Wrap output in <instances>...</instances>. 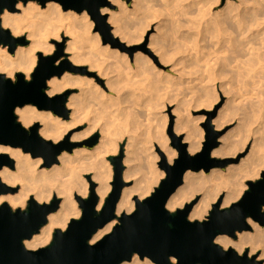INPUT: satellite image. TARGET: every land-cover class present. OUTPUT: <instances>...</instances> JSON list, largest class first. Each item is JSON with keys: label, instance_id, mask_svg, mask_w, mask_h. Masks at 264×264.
Instances as JSON below:
<instances>
[{"label": "bare ground", "instance_id": "bare-ground-1", "mask_svg": "<svg viewBox=\"0 0 264 264\" xmlns=\"http://www.w3.org/2000/svg\"><path fill=\"white\" fill-rule=\"evenodd\" d=\"M111 1L113 3H119L120 5V10H112L109 13V17H108V21L111 23L113 22L112 23L114 27L112 29L113 34L115 36H119L124 41L126 40L128 42H132L134 39L137 40L135 38L137 37L136 36L137 34L134 37L136 31L134 32L127 30V22L125 21V18L133 15L134 11L131 10L128 7V5H126V2L123 0H111ZM141 1L143 0H139V1L133 0L134 6L135 5L137 6L138 4V8H139V3ZM149 1L153 2V0L152 1L148 0V2ZM169 1L171 2V0H168V2ZM182 1L184 0H181V2ZM209 1H207V5H206L205 4L206 0H190L188 1L191 3L190 5L185 7V4L183 3L184 4L183 7H180L178 10H175L176 11L175 13L178 14L177 15L173 14L175 15V18L172 19L174 25L172 24L171 20L170 22L173 26L170 25V22L169 24L166 22L169 26H171L169 27L171 31L167 28L171 33L170 32L166 33L165 36V38H167L166 40H168L169 42L167 43L165 41L168 45L164 43L165 38L163 39V42H161V39L159 42L155 40V37L153 38L154 40L151 41V45L154 48L153 49L154 54L159 56L158 59L162 65H165L166 63L172 60L173 55L175 54L174 51L178 50V48H181V45H179L180 43L179 41L183 42V40L186 38V37L183 38L181 35L183 31H186L183 30L182 32H180L181 25L189 26V24H194L195 27L194 31L190 30L191 33L188 34V35L191 34V36H195L194 33L199 34L202 32L203 33L211 32L210 34L212 35L211 39L214 37L213 38L214 41H216L215 40L216 36L218 38V36L220 37V35H222V32L224 33L226 32L225 29L227 30L228 27L223 28L224 24L222 26V23L220 24L221 20L219 19L224 12L214 11L215 13L212 12L213 14L211 15L210 10L212 8L210 9V5L208 4ZM172 2L173 4L174 3L176 4L180 1L172 0ZM188 2L187 4H189ZM141 3H140V8H142ZM194 4H196L195 5L196 8L193 9L192 6ZM198 4H202V5H198ZM181 5L182 4L178 6ZM231 5L232 4L230 3L226 4V10L228 12L231 10L230 9L232 7ZM242 7L243 6H241V8ZM222 8H224L225 11V6L224 7L222 6ZM260 8L262 7H259V9ZM167 9L168 12L169 10L172 11V9H169L168 7ZM234 9L233 12H237L234 11ZM245 9L247 11L248 7L247 8L245 7ZM16 10L18 11H9L5 9L3 13L0 15L1 24L3 27L10 28L11 33L14 36L25 34L27 37L26 39L27 43H19L14 52H10L7 45L0 43V73L6 74V77L14 79L15 75L21 72L25 75V78L29 80L37 64L38 54L39 53H42L43 55L52 54L56 49L54 40L58 41L61 39L62 36H68L69 39L67 41V48H66V54H68L67 58L74 64L87 63V65H90L89 68H93L94 66L95 67L99 66L100 69H97L98 74L101 77L103 76L105 78L104 86L103 84L97 82L95 78L82 74H76L71 71H66L60 77L53 76L52 78L48 79L47 88L45 91L49 96H54L56 94H59L69 87H76V89L78 90V92L77 91L74 93L72 92V94L68 96L66 101V105L70 109L69 120H65L59 117L58 115H54L51 111L40 110L37 108V106L33 104L18 106L15 109V113L18 115V118L21 120L24 126L29 127L33 123L39 121L41 125L39 128V134L45 139L52 140L53 142H58L60 140H63L66 137V135L69 134L70 132L69 130H71L74 126L80 123H85L86 126L83 128V130L81 132L75 133L72 137V140L85 138L87 136L92 135L95 132H99L100 134L99 140L94 146L77 147L74 148L72 152L63 151L60 155H58V163H54L50 167H44L43 159L41 157L34 158L30 155V153L23 152L22 149L19 147H12L9 145L0 144V153H7L15 160L14 169H11L8 166H4L3 168L0 169V178L3 182L11 186L15 184H19V189L16 192L0 194V205L6 202L13 209L15 208L24 209L27 206V202L30 196H33L38 202H43V203L49 202L54 195L61 198L60 207L58 208L57 211L52 212L48 215L47 223H45L40 228L39 232L35 233L30 239L24 240V245L27 248L37 249L39 247L45 246L52 240L55 229L57 228L65 229L70 219L79 218V216H81L82 209L79 207V204L75 199V196L79 195L83 198H86L90 189L91 181L97 184V187L95 188V191L99 195V203L97 206V210H100V208L102 207L104 200L111 189L110 180L112 178L113 168L109 162V157L113 153L117 152L121 145L120 143L121 140L115 138V134L113 131L116 129L119 130L121 128L123 123L122 115L125 112L122 106V99L113 96V93L117 91L113 87L114 86L113 83L116 84V82H113L115 78H112V76L114 74L112 75V73L105 67L106 66L105 62L107 63V65H109V67L113 66L114 68V69L112 68L113 70L109 68L112 72L118 70V72H123V74L126 73L125 75H127V73H130L131 71L133 72L135 67L132 64L128 65V61H127L128 59L126 58V54L124 52H120L117 48L116 49L109 48L107 47L108 45L106 44V46L104 45V47L102 48H99L98 46V48L99 49L106 48L108 54H105L104 49L101 50L104 52V53L101 52V54L97 51L96 45L98 43L96 44L95 41L97 40L95 39H98L100 37L97 33H95L94 35H91L89 33L90 28L93 25L90 23L91 21L89 22V16L86 11H83V13L82 12L77 13L74 10L64 11L61 8L60 4L57 2L49 1L45 6H42L38 1L35 0H28L27 2L19 1L16 5ZM106 10L107 9L104 8L103 12H106ZM167 11L164 12V14L166 13L165 14L166 18L168 16ZM249 11L250 14H252L251 12L252 8ZM231 12L232 11H230V13ZM256 12L257 11H255V13ZM241 14L243 15L246 13L242 12ZM241 14L240 16H242ZM255 15L253 16L254 19H252L253 17L250 19L248 14L247 16L249 19L246 16L245 18L247 19H245L243 16L242 17L239 16L240 18H237V16H235L237 19L233 18V20L235 19L236 20L235 22H233L234 30H232L235 31V37H234L235 39L234 38L232 39L237 41L236 42L237 46H235L236 45L235 43L233 44L236 48L234 49L233 47L234 52L232 53H234V57L230 59L234 60L233 61L234 64L231 63L232 61L231 62L229 61L231 66V67L229 66L230 68L227 67L228 62L226 61L228 59L227 58L228 56L226 54L229 51H227L228 47L226 48L225 45L227 44L225 42L226 38L222 39L223 36L222 38L221 37L220 38L222 39V42L223 40H225L223 43L226 48V54L225 52H223V50L221 51V53H219V51L224 47L221 48L222 47L221 46L220 49H218L217 46L215 47V49L219 50L218 51L219 54L216 53V55L217 54L220 55L223 52L227 56L226 58L224 57L221 58V55L218 56L219 59H222V61L221 60L218 61L217 60L218 58L217 57L215 58L213 56L215 53H211L213 54L212 58L211 57L208 58L210 54V52L208 53V51L212 50L211 46H210V50L207 51L208 54H206V58H203L204 62L200 60H202L201 58L202 56H205V54H203L205 50L201 52L203 54L202 56L198 57L197 54V57L200 58L199 59V61L201 62L200 65L204 63L203 67H201V69H203V73L202 72L201 73L198 72V73L199 75L202 76L205 75L204 73H208L207 75H205L207 78L204 76L208 80V83L204 85L205 81L207 82V80L201 76L198 77L199 75L198 76L196 75V77L199 79L198 80L199 82L197 81L196 77L194 81L196 80L197 83H199V86L203 82L204 83L202 87L198 89V92L197 90L195 91V94L192 92L195 95L193 99H191L192 106L189 104L188 105L192 108L194 107L200 108L202 106L213 107L216 100L218 99L216 86H215L216 83H218V85L220 84V86L223 88L224 92L228 94V98L224 106L221 109H219L217 117L214 119V123H216V127L220 128V126L224 125L225 123L233 119H236L238 121V124L236 125L234 130L232 129V131H230L229 134L227 133V135L221 137L220 140H222V143H220L218 147L212 150V156L214 157H226L230 155L235 156L250 142H251V147L247 156L242 157L239 163L229 164L224 169L213 168L209 173H205L203 170L199 172L187 170L185 172L184 183L181 186H179L175 192L171 194V196L167 201L166 206L170 211H175L178 208H182L186 203L191 202L192 199L198 193H201V198L196 204L193 205L191 211L189 212L188 218L190 220H203L209 213L212 205L216 202L218 197L223 193L224 196L221 207L226 208L230 206V204L237 201L241 197V195L243 194V192L247 187L246 182L249 179L257 178L260 175L261 171L264 170V135H263L264 134V80L262 81V77H261L262 74L264 75V50H263L264 20L262 19L263 20L262 21L261 19H259L261 16L259 18H255ZM169 16H170V12H169ZM222 16L224 17L225 15ZM168 19L166 21H168ZM226 19L229 20L228 17H226L225 20ZM222 20H224V18ZM133 22L135 23L136 21ZM143 28L142 30L144 31ZM158 29H162L161 25L158 26ZM249 30L252 31L251 34H253L254 37L257 36L258 41L262 37L261 38L262 41L260 40V42L257 43L259 44L262 43L263 49L261 48L260 50L259 48L257 49V45L253 44L252 42L251 45L249 46L248 44H250L249 43L250 40L247 42L243 41V37L247 35L246 33H248ZM186 33L184 32L185 35H187ZM224 33L223 35L225 37ZM207 34L209 35V33ZM230 34H231V28H230ZM140 35L141 36L138 35V37H140L138 38V40L141 39L142 33ZM203 35L205 36V34ZM233 35L231 34V36ZM258 35L259 36L261 35V37H258ZM229 36L227 37L230 38ZM239 36L240 37L242 36V41H240L241 38ZM247 36L249 37V35ZM253 36L252 38L250 36V38L254 40ZM195 38L193 39L191 38L190 41L192 40L191 42L193 43L194 42L193 40ZM201 38L202 36L200 37V39ZM208 38H210V36H208ZM202 39H204V37ZM211 39L209 40L211 41ZM245 39L246 38H244V40ZM199 41L197 43H199ZM200 42L202 44L204 43L202 42V40ZM218 42L216 41L215 43ZM231 42L232 41H230L229 43ZM94 43L96 44L95 48L92 47L94 46ZM197 43H193L192 48L193 45ZM253 45L256 47H254ZM89 47L94 48L92 50L100 54V56H98L99 59H97L98 61L95 60V55H94L97 53L93 54L92 53L93 51L89 52V50H91V48L89 49ZM197 47L198 46L196 45V49ZM207 47L209 46L207 45ZM207 47H204V49ZM189 49H191L190 44H189ZM198 49H200V47H198ZM256 49L259 50L260 52L262 50L263 53L261 54L260 52H257ZM193 50L195 51V49ZM89 53H91V55ZM195 53H200V52L195 51ZM92 54L94 55L93 56L94 59L91 57ZM189 54H188V59L190 58ZM135 56H136L135 57L136 64L135 63L134 64L138 66L137 70L144 72L147 71V67H148V74H149L150 66H147V64L149 63V59L147 55L145 56L142 53L138 52L137 55ZM197 57H193V58L196 60ZM182 59L183 57L181 58V60ZM61 60L57 59V63H59ZM123 60L127 63L126 65L125 62H123ZM143 63L144 64L146 63V65H144ZM178 63L179 62H175L174 64H178ZM182 63L180 62V64ZM104 64L105 66L101 70V67ZM183 64H186V62ZM197 64H199V62ZM194 65L196 66V64ZM194 67L192 68L194 69ZM199 68H197V71ZM152 70L153 68L151 69V72H154ZM108 71L111 73V76ZM159 71L160 73L162 72L161 70ZM188 71L190 73L191 70L188 69ZM162 74L168 76L165 70ZM154 76L158 77V75L156 74ZM253 76L255 78H258V80L254 79ZM251 78L254 80H252ZM194 81L193 78L192 81L191 80L188 81V84L192 82L189 84V87H193L190 85H192ZM105 87L108 89V91L112 93H109L107 89H105ZM189 106L188 108L186 106H185L186 108H184V106H182L183 108H180L181 107L180 105V107L174 109V113H177L175 130L177 131L178 135L180 134L179 132H181L182 130L186 131L183 142L188 143V147H187L188 152L191 154H195L201 148L202 136H203L202 131L198 127V123H199L198 121H204L208 116V114L210 116V112L208 114L207 113L202 114L200 117H198V119H194L190 116L191 114L189 112ZM163 119L164 118H162V120ZM165 125L166 122L164 121L163 126L161 124L159 125L155 124L154 126H152L153 129L152 128L148 129L150 127L149 126L148 128H146V130L148 129V131H145L144 129L145 133H140V132L135 133V131H137L138 129L135 131H133L134 130L133 129L131 131H133L134 134H130L127 136L128 141L125 144V153H124L123 162H128L133 165L131 161L129 162L131 158L129 157L130 154L136 152L138 155V152H140L139 156H135L136 154H134V156L138 159V162L140 160L139 163L142 164L136 166L128 165L127 169L124 171V178L126 180L135 177V181L132 186H126L123 188L120 199L117 203L118 215L121 214L122 212H127V213L131 212L135 207V201L133 199L134 196L136 195L140 199L148 196L151 192V189H153V184L156 183L158 177L163 176L165 174L164 171H158L157 170L158 168H156L157 166L155 164V161L158 158L156 153H154V151L152 150L153 147L155 146V143L158 144L161 147V149L167 154L169 162H172L173 159L177 156L176 148L171 147L168 144L169 139L164 133ZM138 128L140 127L138 126ZM134 163H136V161ZM86 173L91 174L90 179L84 178V175ZM116 221L117 220H112L109 223H107L103 228L99 229L93 235L91 242H95L99 240L102 236L108 233L116 224ZM249 222H251L254 228L252 232L250 231L239 232L237 240H234L228 235L219 234L216 236L215 242L220 244L224 248L233 247L235 250L238 251V253H243L246 248H250V252H249L250 256L254 255L258 249H261L260 258L264 257V227L257 225V223L252 222V220L250 219ZM174 260L175 259H173V261ZM121 264H156V263L153 262L148 257L140 258L138 254L135 253L130 261H123Z\"/></svg>", "mask_w": 264, "mask_h": 264}, {"label": "water", "instance_id": "water-1", "mask_svg": "<svg viewBox=\"0 0 264 264\" xmlns=\"http://www.w3.org/2000/svg\"><path fill=\"white\" fill-rule=\"evenodd\" d=\"M19 1L28 0H0V15L5 9L15 11ZM35 1L42 6L49 1L57 2L64 11H87L95 23L94 30L99 31L104 44L125 48L124 43L113 35L108 13L103 12L104 8L115 7L110 0ZM65 40V36L62 41L54 40L56 49L52 54H38L31 79L27 80L21 72L15 75V80L0 73V144L19 147L34 158L41 157L45 167L58 163V155L63 151L72 152L78 146H89V142L93 145L98 137L96 135L82 142H74L68 134L63 140L53 142L39 134V123L28 130L17 120L16 107L27 104L63 118L69 117L66 101L70 92L49 96L45 91L48 79L53 76L60 77L66 71L86 70L66 58L57 63V59L65 55ZM0 43L14 52L19 43H27V40L24 36H14L10 29L4 28L0 16ZM213 115L210 113V116ZM210 118L205 124L202 148L195 154L189 153L187 144L169 129L171 144L177 149V156L169 162L161 154L159 167L165 171V177L148 196L142 199L134 196L135 208L131 212L117 214V203L126 186L123 179V145L118 155L109 157L114 171L112 188L100 210H97V184L91 181L88 197L75 196L82 209L81 216L70 219L65 229H55L51 242L46 246L29 249L24 245V240L30 239L47 223L48 215L60 207L61 198L54 195L50 202L43 203L30 196L25 209H13L8 203H2L0 264H121L130 261L135 253L140 258L148 257L156 264H263L256 254L249 255L248 248L240 254L233 247L223 248L215 242V238L219 234L236 238L237 232L251 230L249 219L264 227V170L256 180H248V188L241 197L226 208L221 207L224 196L221 194L203 220L188 218L196 200L175 211H170L166 206L171 194L183 184L187 170L209 173L213 168L224 169L234 161L232 158L212 156V150L219 146V134L213 131ZM4 166L14 169L15 160L7 153H0V169ZM86 177L91 178L89 174ZM17 190L18 187L0 178V194ZM115 219L118 223L111 231L91 242L99 229Z\"/></svg>", "mask_w": 264, "mask_h": 264}, {"label": "rangeland", "instance_id": "rangeland-1", "mask_svg": "<svg viewBox=\"0 0 264 264\" xmlns=\"http://www.w3.org/2000/svg\"><path fill=\"white\" fill-rule=\"evenodd\" d=\"M111 1V0H110ZM123 1H125L126 2V5H128V7L131 9V10H133L134 11V13H133V15H131V16H129V17H126L125 18V21L127 22V30H129V31H136V33L134 34V37H135V35L137 36V37H135L137 40H133L132 42H128V41H124V40H122L119 36H115L114 34V36L115 37H118V39H119V41L120 42H122V43H124V45H125V48H121V47H119V46H115V47H113V46H111V44L110 43H106L108 46L107 47H109V48H117L120 52H124L125 54H126V58L128 59H126L127 61H128V65H130V64H132V65H134V67H135V69L133 70V72L131 71L130 73H127V75H125V74H123V72H118V70H115V71H111V70H113L114 68H113V66H111V67H109V65H107V63L105 62V64H106V66H105V64L101 67V70L103 69V67L105 66L111 73H112V78H115L114 79V81L113 82H116V84L115 83H113L114 84V88H115V90H117L115 93H113V96L114 97H118V98H120V99H122V106H123V109L125 110V112L123 113V115H122V126H121V128L118 130V129H116V130H114L113 132H114V134H115V138H117L118 140H121L120 141V143H121V145H123V147H124V153H125V144H126V142L128 141V139H127V136L128 135H130V134H134V132L133 131H135V130H137V131H135V133L136 132H140V133H145V131H148V129H153V127L152 126H154L155 124H161L162 126L164 125V121L166 122V125L164 126L165 128H164V133H165V135L168 137V139H169V142H168V144H169V146H171V147H173L172 146V144H171V142H172V140H171V137H170V135H169V129L171 128V130L173 131V133L177 136V137H181L182 139V142H183V140H184V136H185V134H186V131L185 130H182L181 132H179L180 134L178 135L177 134V131L175 130V122H176V117H177V113H174V109L175 108H177V107H180V105H181V107L180 108H183L182 106H184V108H188V106L189 105H191L192 104V101H191V99H193V97L195 96L194 94H195V91L197 90V92H198V89H200L201 87H202V85H203V83L202 84H200V86H199V83H197V81L199 80L197 77H196V75L198 76L199 75V73H203V69H201V67H203V65H204V63H202V65H200V61H202V62H204L203 61V58H206V54H208L209 52H210V54H209V57L208 58H212V55L213 54H211V53H215L213 56L216 58H218L217 60L218 61H222V59H219V57L218 56H220L221 55V58L222 57H224V58H226L227 56V61L226 62H228V66L227 67H229L230 66V62L232 63V64H234V60L233 59H230V58H232V57H234V53H232V52H234L233 51V47H234V49L236 48L235 46H237V41H235L234 39V37H235V31H232V30H234L233 29V27H234V24H233V22H235V20L237 19V18H240V17H244L245 18V16L248 18V16H249V18L251 19L255 14V18H259L260 16V18L259 19H263L264 20V15H263V13H264V0H211V1H213V2H211V1H209V0H206V2H205V4L207 5V1H209L208 2V4L210 5V13H211V15L213 14L212 12H216V11H221V12H224L222 15H225L224 17L221 15L220 16V20H221V22H220V20H219V22H220V24L222 23V26H223V24H224V26H223V28L225 27V28H227V30L225 29V31L227 32V34H226V32L224 33V32H222V35H220V37L222 38V36H223V38L222 39H225V40H223V42L225 41L227 44H225L226 45V48H227V51H229V52H227V54H226V48H225V45H224V43L222 42V39L218 36V38H217V36L215 37L216 39V41L218 42V40H219V44L218 43H215L216 41H214V37L211 39V37H212V35H210L211 34V32H202L203 34H205V36L202 34V33H196V34H198V35H196L195 33H194V35L195 36H191V34L190 35H188L189 33H191V31H194V29H195V27H194V24H189V26H188V29H187V26L186 25H181L180 26V28H181V31L180 32H182L183 30H186V31H183V33H181V35H182V37L184 38V37H186L184 40H185V42H184V40H183V42L182 41H179V39H178V41L180 42L179 43V45H181V48H178V50H176V51H174L175 52V54L173 55V58H172V60L170 61V62H168V63H166L165 65H162L161 63H160V61H159V59H158V55H156V54H154V48L152 47V45H151V41L152 40H154L153 38L155 37V40H157V41H159L160 42V39H161V42H163V39L165 38V36H166V33H169L170 31H171V29L169 28V27H171V26H173L174 24V22H172L173 20V18H175V15H177L178 13H175L176 11L175 10H178L180 7H183L184 6V4H185V7L186 6H188V5H190L191 3L190 2H188V1H190V0H184V1H182L181 2V0H179L180 2H178V3H174L173 4V2H172V0H171V2L169 3L168 2V0H153V2H148V0H146V1H144V3H143V1H141L140 3H141V7L142 8H140V3H139V8H138V4H137V6L135 7L134 6V4H133V0H123ZM139 1V0H138ZM152 1V0H151ZM165 1V2H164ZM21 2V1H20ZM187 2L189 3V4H187ZM149 3V4H148ZM169 5H168V4ZM184 3V4H183ZM232 4L231 6V10L230 11H232L231 13H230V11L228 12L227 10H226V4ZM47 4V3H46ZM111 4H114V8L113 9H111V8H106L107 10H106V12L108 13V16H109V13L112 11V10H120V5H119V3H113L112 1H111ZM147 4V5H146ZM166 4H167V7L169 8V9H172V11H170L169 10V12H170V16H169V12L167 11L168 9H167V7H166ZM174 5V7H173V5ZM180 4H182L181 6H178V5H180ZM143 5V6H142ZM171 5V6H170ZM195 5L196 4H194L193 6H192V8L194 9V8H196L195 7ZM198 5H202V4H198ZM197 5V6H198ZM208 5V6H209ZM243 6L242 8H241V6ZM61 6V5H60ZM175 6H176V8H175ZM222 6L224 7L225 6V11H224V8H222ZM234 6V7H233ZM238 6V7H237ZM135 7V8H134ZM144 7V8H143ZM173 7V8H172ZM236 7V8H235ZM245 7L247 8L248 7V10L246 11V9H245ZM258 7V8H257ZM259 7H262V8H260L259 9ZM61 8H62V6H61ZM175 8V9H174ZM219 8V9H218ZM222 8V9H221ZM236 10H235V9ZM240 10H239V9ZM250 8V9H249ZM251 8H252V14H250V11L249 10H251ZM255 8H257V9H255ZM151 9V10H150ZM215 9V10H214ZM233 9H234V11H239L238 12V15H237V12H233ZM238 9V10H237ZM245 9V10H244ZM260 10V11H259ZM262 10V11H261ZM15 11H18V10H15ZM132 11V12H133ZM138 11V12H137ZM150 11H152V12H150ZM163 11V12H162ZM165 11H167L168 13H167V15L170 17H168L167 16V18H166V16H165V14H164V12ZM228 13H227V12ZM255 11H257L256 13H255ZM87 12V11H86ZM172 12V13H171ZM214 12V13H215ZM226 12V13H225ZM246 13V14H241V13ZM254 12V13H253ZM78 13V12H77ZM83 13V12H82ZM143 13V14H142ZM153 13V14H152ZM159 13V14H158ZM234 13H236V14H234ZM258 13V14H257ZM262 15H261V14ZM173 14H175V15H173ZM240 14L242 15V16H240ZM247 14H248V16H247ZM260 14V15H259ZM171 15H172V17H171ZM192 15H194V14H192ZM227 15V16H226ZM230 15V16H229ZM88 16H89V22L93 25L91 28H90V34L91 35H94L95 33H97L98 35H99V37L100 38H98V39H95V40H97V41H95L96 42V44L94 43V46H92V47H94L95 48V45H96V49H97V51L101 54V52H103V51H101V50H103L104 49V51H105V54H108V52H107V50H106V48H103V49H99V48H102V47H104V45L106 46V44H104L103 43V41H102V36H101V34L99 33V31H95L94 30V26H95V23H94V21L91 19V17H90V15L88 14ZM232 16V17H231ZM234 16V17H233ZM235 16H237V18L235 17ZM240 16V17H239ZM256 16H258V17H256ZM155 17V18H154ZM226 17H228V19L229 20H225V18ZM230 17V18H229ZM263 17V18H262ZM140 18V19H139ZM169 18V19H168ZM224 18V20H222ZM232 18V19H231ZM233 18H236L235 20H233ZM247 18H245V19H247ZM248 18V19H249ZM147 19V20H146ZM168 19V21H166ZM252 19H254V17L252 18ZM141 20H142V22H141ZM143 20H145V21H143ZM170 20H171V22H172V24H171V22H170ZM262 20V21H263ZM133 21H136L135 23L133 22ZM141 22V23H139V22ZM164 21V22H163ZM223 21V22H222ZM228 22V24H227V22ZM169 24V22H170V25L171 26H169L167 23ZM226 24H225V23ZM110 24H111V26H112V29L114 28L113 27V22L111 23V22H109ZM143 23V24H142ZM148 23V24H147ZM166 24V25H165ZM233 24V25H232ZM135 25V26H134ZM159 25H161V28L162 29H158V26ZM168 25V26H167ZM139 26V27H138ZM143 26H144V28H143ZM192 26H193V28H192ZM230 26V27H229ZM166 27V28H165ZM179 27V26H178ZM186 27V28H185ZM4 28H8V27H4ZM136 28H138V29H136ZM142 28L144 29V31L142 30ZM170 30H168V29ZM179 28V29H180ZM182 28H184V29H182ZM189 28H191V29H189ZM230 28H231V34L233 35V36H231V34H230ZM8 29H10V28H8ZM193 29V30H192ZM188 30H189V32H188ZM191 30V31H190ZM229 30V31H228ZM139 31V32H138ZM143 31V32H142ZM142 33V37H141V39H139L138 40V38H140V37H138V35L139 36H141L140 34ZM184 32L187 34V35H185L184 34ZM251 32L252 31H248V33H246L247 35H249V37L246 35V36H244L243 37V41H249L250 40V44H248L249 46L251 45V42L253 43V44H255V45H257V49L259 48V50H260V48L261 49H263L264 47H263V45H262V43L261 44H259V43H257V42H260V40H261V35L259 36L258 35V37H261L260 38V40L258 41V38H257V36L256 37H254L253 36V34H251ZM138 33H140V34H138ZM171 33V32H170ZM207 33H209V35L207 34ZM223 33L225 34V37H224V35H223ZM200 34H201V36H202V38L204 37V39H200ZM251 34V35H250ZM164 35V36H163ZM184 35V36H183ZM229 36L230 38H228L227 36ZM19 37H21V36H24L25 37V39H27V37H26V35L25 34H20V35H18ZM160 36V37H159ZM198 36V37H197ZM207 36V37H206ZM208 36H210V38H208ZM250 36H251V38H252V36L254 37V40L253 39H251L250 38ZM63 37V36H62ZM62 37H61V39L60 40H58V41H62ZM195 37H197V38H195ZM206 37V38H205ZM240 37V36H239ZM65 38H66V40H65V48H64V52H65V55H62L60 58H58L59 60H63V59H68L67 58V56H68V54H66V48H67V41H68V39H69V37L68 36H65ZM182 38V39H183ZM188 38H189V41H188ZM193 39V38H195L193 41V43H197L199 40L201 41L202 40V42H204L203 44L199 41V43H197V44H194L193 45V48H192V40L190 41V39ZM228 38V39H227ZM232 38H234V39H232ZM241 39H240V41H242V36L240 37ZM244 38H246L245 40H244ZM249 38V39H248ZM167 38H165V40H164V43H169L168 42V40H166ZM182 39H180V40H182ZM197 39V40H196ZM209 39H211V41L212 42H214V43H212ZM230 39V40H229ZM232 39V40H231ZM99 40V41H98ZM208 40H209V43H208ZM228 40H229V42L230 41H232L231 43H229L228 42ZM253 40V41H252ZM166 41V42H165ZM221 41V42H220ZM235 41V42H234ZM262 41V40H261ZM205 42H207V43H205ZM254 42H256V43H254ZM166 43V45H168ZM222 43V44H221ZM236 44L235 46L233 45V44ZM189 44H190V46H191V49H189ZM202 44V45H201ZM209 46V47H207V45ZM221 44V45H220ZM245 44H247V43H245ZM260 46H259V45ZM196 45L198 46V47H200V49H198V47H197V49H196ZM214 45V46H213ZM220 45V46H219ZM224 45V46H223ZM231 45V46H230ZM233 45V46H232ZM98 46H99V48H98ZM101 46V47H100ZM195 46V47H194ZM210 46H211V49L213 50V52H212V50H210ZM217 46V48L218 49H220V47L221 48H223V49H221L220 51L218 50V49H215V47ZM219 46V47H218ZM254 46V45H253ZM92 47H89V49L91 48V50H89V52H91V51H93L92 53L94 54V53H97V52H95L94 50H92V49H94V48H92ZM204 47H207V48H205L204 49ZM214 49H213V48ZM230 47H231V49H230ZM247 47V46H246ZM254 47H256V46H254ZM263 47V48H262ZM127 48H129V49H133L132 51H133V53L131 54V50H127ZM203 48V49H202ZM99 49V50H98ZM193 49H195V51H199L200 53L201 52H203V50H205L204 52H203V54H205V56H202L203 54L201 53V55H200V53H195V51L193 50ZM256 49V50H257ZM191 50H193V51H191ZM201 50V51H200ZM208 50H210V51H208ZM223 50V52H225V54L227 55H225L223 52H222V54H220V55H218L219 53H221V51ZM232 50V51H231ZM259 50H257V52H260ZM264 50V49H263ZM15 51V50H14ZM184 53H183V52ZM207 51H208V53H207ZM215 51V52H214ZM217 51V52H216ZM218 51H219V53H218ZM107 52V53H106ZM142 53L143 55H147V57H148V59H149V63L147 64V66H150V72H149V74H148V67H147V71H139V70H137V67L138 66H136L135 64H136V62H135V55H137V53ZM191 52H192V54L193 55H195V56H193L192 54H191ZM104 53V52H103ZM190 53V54H189ZM216 53H218L217 55H216ZM261 54L263 53L262 52V50H261V52H260ZM90 55H91V53H89ZM92 54V58H93V56L95 55V60H97V59H99V57L98 56H100V54H94L93 55ZM105 54H103V55H105ZM188 54L190 55V58L188 59ZM197 54H198V57L199 56H202L201 58H202V60H200L199 61V59L200 58H198L197 57ZM232 54H233V56H232ZM89 55V56H90ZM177 55V56H176ZM216 55V56H215ZM222 55H225V56H222ZM230 55H231V57H230ZM250 55V54H249ZM248 55V56H249ZM175 56V57H174ZM184 56H185V58H184ZM192 56V57H191ZM208 56V55H207ZM101 57H102V55H101ZM183 57V59L181 60V58ZM193 57H197L196 58V60L193 58ZM188 59V61H187V59ZM192 58V59H191ZM94 59V58H93ZM185 59V60H184ZM61 60V61H62ZM69 60V59H68ZM70 61V60H69ZM98 61V60H97ZM182 61H183V63H185L186 62V64H183L182 63ZM230 61V62H229ZM71 62V61H70ZM123 62H125L124 60H123ZM130 62V63H129ZM151 62V63H150ZM175 62H179L178 64H174ZM180 62L183 64H180ZM193 62V63H192ZM199 62V64H197V63ZM238 62V61H237ZM72 64H74L73 62H71ZM135 63V64H134ZM187 63H189V64H187ZM236 63V62H235ZM90 64V63H89ZM109 64V63H108ZM124 64V63H123ZM127 63L125 62V65H126ZM138 64V63H137ZM144 64V63H143ZM152 66H151V65ZM174 64V65H173ZM192 64V65H191ZM194 64H196V66L194 65ZM75 65H77V66H81V67H84L86 70L85 71H76V72H73V73H76V74H82V75H86V76H89V77H92V78H95L96 79V81L97 82H99V83H101V84H103V86L105 85V78L102 76H100L99 74H98V70L97 69H100V67L99 66H94L93 68H89L90 67V65H87V63L86 64H75ZM142 65V64H141ZM144 65H146V63L144 64ZM176 65V66H175ZM187 65V66H186ZM200 65V66H199ZM174 66V67H173ZM194 67V69L192 68V67ZM144 67H146V66H144ZM171 67V68H170ZM173 67V68H172ZM189 67V68H188ZM191 67V68H190ZM200 67V68H199ZM231 67V66H230ZM229 67V68H230ZM111 70H110V69ZM113 68V69H112ZM153 68V70L152 71H154V72H156V73H154V72H151V69ZM197 68H199L198 69V71H197ZM89 69V70H88ZM91 69V70H90ZM116 69V68H115ZM146 69V68H145ZM145 69H143V70H145ZM188 69L189 70H191L190 71V73H192V74H190L189 73V71H188ZM200 69H201V71H200ZM159 70H161L162 72L160 73V71ZM164 70H165V72L167 73V75L169 76V78H168V76H165V75H163L162 73L164 72ZM192 70H193V72H192ZM108 71V72H109ZM158 71H159V74H158ZM109 72V73H110ZM115 72V73H114ZM199 72V73H198ZM111 73H110V76H111ZM121 74V75H120ZM156 74V75H158V77H155L154 75ZM181 74V75H180ZM190 74V75H189ZM205 75H207L208 73H204ZM203 74V75H204ZM109 75V74H108ZM116 75V76H115ZM124 75V76H123ZM162 75V76H161ZM188 75V76H187ZM192 75V76H191ZM204 75V76H205ZM255 75V74H254ZM263 75V74H262ZM261 75V77H262V81L264 80L263 78V76ZM5 76H6V74H5ZM126 76V77H125ZM128 76V77H127ZM203 77L204 79H206L204 76H202V75H199L198 77ZM256 76V75H255ZM118 77H119V79H118ZM121 77V78H120ZM163 77H166V78H163ZM193 78V81H194V79H195V77L197 78V81L195 80L194 82L196 83H194L193 82V84L192 85H190V86H193V87H189V84L190 83H192V82H190L189 84H188V81H192V78ZM254 77V76H253ZM163 78V79H162ZM168 78V79H167ZM11 79H13V78H11ZM30 79H31V77H30ZM118 79V80H117ZM122 79V80H121ZM153 79V80H152ZM166 79V80H165ZM252 79V78H251ZM254 79H256V80H258V78H255L254 77ZM254 79H252V80H254ZM260 79V78H259ZM13 80H15V77H14V79ZM207 80V79H206ZM164 81H165V83H166V85H165V83H164ZM199 82V81H198ZM186 83V84H185ZM208 83V80H207V82L205 81V83H204V85L205 84H207ZM184 84V85H183ZM188 84V85H187ZM211 84V83H210ZM179 86H180V88H179ZM194 86H196V87H194ZM216 92H217V96H218V99L216 100V102H215V104L213 105V107H206V106H202V107H194V108H192V107H190L189 106V112H190V116L192 117V118H194V119H198V117H200L202 114H204V113H214V115L213 116H209V114H208V116L206 117V119L204 120V121H198L199 123H198V127H199V129L202 131V144H201V148H202V145H203V142H204V140H205V134H206V130H205V124L207 123V121L209 120L208 118H210V124L212 125V127H213V131L215 132V133H218L219 135H218V138H217V140L219 141V145H220V143H222V140H220L221 139V137H223V136H225V135H227V133L229 134V132L230 131H232V129L234 130L235 129V127H236V125L238 124V121L236 120V119H233V120H231V121H229V122H227V123H225L224 125H222V126H220V128L219 127H216V123H214V119L217 117V114H218V111H219V109H221L223 106H224V104L226 103V101H227V98H228V94L227 93H225L224 92V90H223V88L220 86V84L218 85V83H216ZM117 87V88H116ZM198 87V88H197ZM105 89H107L106 87H105ZM64 91H69L70 93H69V95H71L72 94V92L74 93V92H78V90L76 89V87H69V88H67L66 90H64ZM63 91V92H64ZM107 91H108V89H107ZM187 91V92H186ZM109 93H112V92H110V91H108ZM194 94H193V93ZM196 92V93H197ZM62 93V92H61ZM179 95V96H178ZM188 95V96H187ZM190 97V98H189ZM124 101V102H123ZM143 102V103H142ZM145 102V103H144ZM189 104V105H188ZM67 106V105H66ZM186 106V107H185ZM192 106V105H191ZM133 107H135V108H133ZM68 108V107H67ZM133 108V109H132ZM149 109V110H148ZM70 110V109H69ZM127 110V111H126ZM133 110V111H132ZM152 110V111H151ZM129 112V113H128ZM70 113V112H69ZM17 115V114H16ZM55 115V114H54ZM59 117H61V116H59ZM140 117V118H139ZM147 117V118H146ZM61 118H63V117H61ZM162 118H164L163 120H162ZM63 119H65V120H69L70 119V114H69V117L68 118H63ZM161 119V120H160ZM17 120L22 124V122H21V120L18 118V115H17ZM129 120V121H128ZM127 121V122H126ZM137 122V123H136ZM140 122H141V124H140ZM35 123H39V128H40V122L39 121H37V122H35ZM35 123H33L31 126H33ZM23 125V124H22ZM24 126V125H23ZM31 126H24L25 128H27L28 130H29V128L31 127ZM86 126V124L85 123H80V124H77L76 126H74L71 130H69L70 132H69V135H70V139H71V141H74V142H82V141H84V140H87V139H90L91 137H94V136H98L97 137V141L99 140V132H95V133H93L92 135H90V136H87V137H85V138H81V139H74V140H72V137H73V135L75 134V133H78V132H81L82 130H83V128ZM138 126L140 127V128H138ZM150 126V127H149ZM149 127V128H148ZM39 128H38V131H39ZM136 128V129H135ZM146 128H148L147 130H146ZM134 129V130H133ZM143 129V130H142ZM144 129H145V131H144ZM131 130H133V131H131ZM142 131V132H141ZM144 131V132H143ZM264 135V134H263ZM67 136V135H66ZM144 136H145V134H144ZM144 136H142V137H144ZM44 138V137H43ZM97 141L93 144V145H91V144H89V146L90 147H92V146H94L96 143H97ZM186 144H187V147H188V143L187 142H185ZM121 145H120V147H121ZM83 146H87V145H83ZM78 147H82V146H78ZM120 147H119V149H120ZM250 147H251V142L246 146V147H244L240 152H238L235 156H233V155H230V156H226V157H218V158H232L234 161L233 162H231L230 164H233V163H239V161L242 159V157H246L247 156V154L249 153V150H250ZM77 148V147H76ZM201 148H200V150H201ZM119 149H118V151L117 152H115V153H113L112 155H118L119 154ZM153 151H154V153H156V155H157V158L158 159H156V161H155V164H156V168H158L157 170L158 171H164V170H162L160 167H159V162L161 161V154L163 153L165 156H166V158L168 159V157H167V154L161 149V147L158 145V144H156L155 143V146L153 147V149H152ZM177 150V149H176ZM199 150V151H200ZM139 153L140 152H138V155H137V153L136 152H133V153H131L130 154V156L129 157H131L132 158V160H131V158H130V160H129V162L131 161L132 163H133V165L131 164V163H128V162H123V164H124V171L127 169V167H128V165H132V166H136V165H140V164H142V163H139L140 162V160H139V162H138V159L135 157V156H139ZM178 153V152H177ZM134 154H136L135 156H134ZM111 155V156H112ZM132 155H133V157H132ZM137 159V160H136ZM134 160V161H133ZM136 161V163H134ZM169 161V160H168ZM109 162H110V164L112 165V168H113V164L111 163V161L109 160ZM142 162V161H141ZM45 167V166H44ZM226 168V167H225ZM220 169H222V168H220ZM204 171V170H203ZM205 172V171H204ZM164 173H165V171H164ZM206 173V172H205ZM87 174H89L90 176H91V174L90 173H86L85 175H84V178L86 179L87 177H86V175ZM113 175H114V171L112 172V178H111V180H110V187L112 188V180H113ZM165 177V174L163 175V176H159L158 177V179L156 180V183H154L153 184V189H151V192H153L154 191V188L155 187H157L158 185H159V183H160V181L163 179ZM260 177V175L257 177V178H259ZM257 178H253V179H249V180H256ZM123 179L125 180V182H126V186H132L133 185V183H134V181H135V177H132V178H130L129 180H126L125 178H124V172H123ZM184 183V182H183ZM13 187H18V189H19V184H15V185H12ZM125 186V187H126ZM246 189L248 188V185H247V182H246ZM96 187H97V185H96ZM245 189V190H246ZM90 191V190H89ZM110 191H111V189H110ZM109 191V192H110ZM151 192H150V194H151ZM97 193V192H96ZM88 194H89V192H88ZM109 194V193H108ZM108 194H107V196H108ZM224 194V193H223ZM99 196V195H98ZM87 197H88V195H87ZM201 198V193H198L192 200H196V203L199 201V199ZM52 199V198H51ZM50 199V200H51ZM77 201V200H76ZM50 202V201H49ZM195 203V204H196ZM135 208V207H134ZM212 208V207H211ZM211 208H210V210H211ZM25 209V208H24ZM134 210V209H133ZM80 217V216H79ZM115 220H117V219H115ZM250 220H252V219H250ZM252 222H253V220H252ZM116 223H118V220L116 221ZM249 224L252 226V229L251 230H248V231H250V232H252L253 230H254V228H253V225L251 224V222H249ZM257 225H259V224H257ZM260 226V225H259ZM111 231V230H110ZM244 232V231H243ZM238 233L239 232H237L236 233V238H233V237H231V238H233L234 240H237L238 239ZM230 237V236H229ZM51 242V241H50ZM49 242V243H50ZM48 243V244H49ZM48 244H46V245H48ZM45 245V246H46ZM220 245V244H219ZM223 247V246H222ZM224 248V247H223ZM249 249V252H250V248H248ZM238 252V251H237ZM241 254V253H240ZM255 254L257 255V259L258 260H261V261H263V264H264V257H262V258H260V256H261V249H258L256 252H255Z\"/></svg>", "mask_w": 264, "mask_h": 264}]
</instances>
